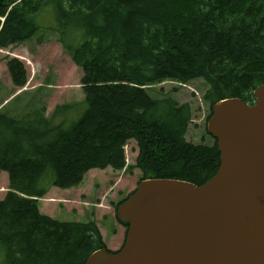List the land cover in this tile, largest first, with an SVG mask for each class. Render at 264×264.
Wrapping results in <instances>:
<instances>
[{
  "label": "trees",
  "instance_id": "1",
  "mask_svg": "<svg viewBox=\"0 0 264 264\" xmlns=\"http://www.w3.org/2000/svg\"><path fill=\"white\" fill-rule=\"evenodd\" d=\"M47 14L55 22L41 26ZM52 37L81 70L85 97L47 116L45 101L33 95L23 103L24 92L0 110V171L9 180L0 200L5 264H86L106 248L95 222L40 213L35 199L52 187L77 188L93 170L139 169L140 182L196 186L217 174V140L188 143L190 105L160 97L158 85L202 80L207 121L220 101L253 105L264 85V0H0V50ZM6 60L14 87L24 89L26 66ZM132 141L138 157L129 166ZM48 173L54 177L45 187Z\"/></svg>",
  "mask_w": 264,
  "mask_h": 264
},
{
  "label": "water",
  "instance_id": "2",
  "mask_svg": "<svg viewBox=\"0 0 264 264\" xmlns=\"http://www.w3.org/2000/svg\"><path fill=\"white\" fill-rule=\"evenodd\" d=\"M253 95V105L213 106L217 174L202 186L141 181L117 209L129 226L123 248H102L86 264H264V85Z\"/></svg>",
  "mask_w": 264,
  "mask_h": 264
},
{
  "label": "rangeland",
  "instance_id": "3",
  "mask_svg": "<svg viewBox=\"0 0 264 264\" xmlns=\"http://www.w3.org/2000/svg\"><path fill=\"white\" fill-rule=\"evenodd\" d=\"M54 22L48 14L39 19L41 26ZM7 58H17L26 66L28 83L24 89L18 90L14 87L6 67ZM81 78V70L74 66L54 37L42 46L30 42L11 50H0V107L8 103L12 96L25 92L27 95L23 103L37 95L45 101L48 108L46 114L51 116L56 106L81 102L84 99ZM156 89L161 92L160 97H171L181 105H190L192 117L185 136L188 143H214L215 139L207 131L210 107L203 101L207 86L202 80L181 86L174 82H164ZM174 89L177 91L174 92ZM136 146L135 142L129 144L126 155L129 166L136 162L137 155L133 151ZM142 175L139 169L126 172L92 171L85 176L83 184L78 188H51L48 195L39 201L40 213L66 223H88L93 220L102 231L106 248L116 251L123 242V229L116 218L115 207L137 188ZM7 176L0 172V200L9 191ZM53 177L52 173H48L43 180V186H49ZM0 264H5L3 246H0Z\"/></svg>",
  "mask_w": 264,
  "mask_h": 264
},
{
  "label": "flooded vegetation",
  "instance_id": "4",
  "mask_svg": "<svg viewBox=\"0 0 264 264\" xmlns=\"http://www.w3.org/2000/svg\"><path fill=\"white\" fill-rule=\"evenodd\" d=\"M118 209V208H117ZM116 218H117V215H116ZM119 222V221H118ZM120 225H121V227H122V236H123V238H122V240H123V242H122V244H121V246L118 248V250H116V251H112V250H109V249H106L109 253H111V254H115V253H117V252H119L122 248H123V245L125 244V241H126V237H127V232H128V228H126L125 226H124V224L122 225V223H119ZM117 234V233H116Z\"/></svg>",
  "mask_w": 264,
  "mask_h": 264
}]
</instances>
